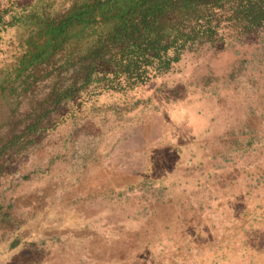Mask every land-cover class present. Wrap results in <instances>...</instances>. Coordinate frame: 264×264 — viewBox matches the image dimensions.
I'll return each instance as SVG.
<instances>
[{"label":"rangeland","instance_id":"obj_1","mask_svg":"<svg viewBox=\"0 0 264 264\" xmlns=\"http://www.w3.org/2000/svg\"><path fill=\"white\" fill-rule=\"evenodd\" d=\"M79 3L0 0V82L39 19ZM238 4L143 80L84 84L66 50L19 78L0 101V264H264V21Z\"/></svg>","mask_w":264,"mask_h":264},{"label":"trees","instance_id":"obj_2","mask_svg":"<svg viewBox=\"0 0 264 264\" xmlns=\"http://www.w3.org/2000/svg\"><path fill=\"white\" fill-rule=\"evenodd\" d=\"M229 1L232 0H80L64 14L39 19L32 36L33 50L14 65L9 73L10 77L15 74L12 80L0 82V101L13 97L15 83L23 74L63 50L69 52L63 64L77 66L76 76L81 75L84 84L96 80L101 73L102 78L108 73L125 74L135 81L148 78L151 67L167 71L183 49L215 33L211 23L214 8ZM233 1L247 10L252 23L264 21V0ZM23 84L26 79L19 86ZM72 94L70 89L65 99ZM62 98L55 101L54 107ZM53 109L40 112L24 134L44 130L39 123ZM22 145L21 149L26 143Z\"/></svg>","mask_w":264,"mask_h":264}]
</instances>
